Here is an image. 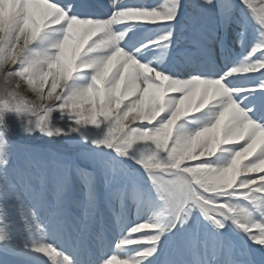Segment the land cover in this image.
I'll use <instances>...</instances> for the list:
<instances>
[{"label":"snow or ice","instance_id":"1","mask_svg":"<svg viewBox=\"0 0 264 264\" xmlns=\"http://www.w3.org/2000/svg\"><path fill=\"white\" fill-rule=\"evenodd\" d=\"M0 264H264V0H0Z\"/></svg>","mask_w":264,"mask_h":264},{"label":"rangeland","instance_id":"2","mask_svg":"<svg viewBox=\"0 0 264 264\" xmlns=\"http://www.w3.org/2000/svg\"><path fill=\"white\" fill-rule=\"evenodd\" d=\"M149 2H151V1H149Z\"/></svg>","mask_w":264,"mask_h":264}]
</instances>
